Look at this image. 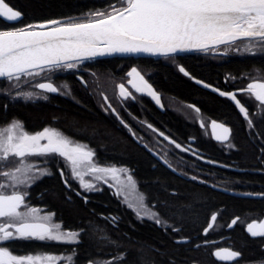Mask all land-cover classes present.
<instances>
[{"label": "trees", "instance_id": "trees-1", "mask_svg": "<svg viewBox=\"0 0 264 264\" xmlns=\"http://www.w3.org/2000/svg\"><path fill=\"white\" fill-rule=\"evenodd\" d=\"M6 2L22 13L15 22L0 18V30L8 31L59 17H77L78 21L86 22L101 18L90 14L110 13L114 8L123 7L121 0ZM147 65L151 66L152 82L161 102L182 99L208 112L232 116L231 121L224 122L231 128L228 142L213 143L209 136L197 140L196 147L207 161L186 162L175 152L174 142L182 143L192 129L178 116L175 103L167 104L164 112L152 105L149 111L152 125L167 133L174 142L169 144L152 132L148 138H138L144 143L141 146L125 133L110 113L102 111L97 102L80 92L76 94V102L54 96L50 103L10 104L1 96L6 79L0 78V121L17 115L29 128L57 125L75 133L96 149L94 156L98 163L128 169L147 203L157 212L158 226L154 222L134 220L130 211L120 208L117 210L119 219L113 222V227L97 216L116 211L106 192L96 194L84 205L64 198L57 176L42 179L36 188L42 191L43 199L56 210L64 224L85 228L77 245L78 257L102 254L111 258L112 264H223L215 261L209 250L193 249V237L201 235L213 213L218 223L236 215L245 222L264 216V198H241L217 190L264 193V105L255 106V112L248 115L252 121L250 125L248 119L236 118L234 109L221 104L218 96L183 78L173 66L153 61ZM182 65L193 76L213 83V79L221 78L224 73L232 75L244 69L253 74L260 68L264 70V58L248 56L243 62L222 65L205 62H198L196 66L194 62ZM150 151L164 157L178 174L159 163ZM243 209H247L244 217L240 213ZM234 230L242 237L237 226ZM102 236L107 239L102 240ZM183 238L189 241H176ZM120 256L123 259H117Z\"/></svg>", "mask_w": 264, "mask_h": 264}, {"label": "snow or ice", "instance_id": "snow-or-ice-1", "mask_svg": "<svg viewBox=\"0 0 264 264\" xmlns=\"http://www.w3.org/2000/svg\"><path fill=\"white\" fill-rule=\"evenodd\" d=\"M121 3V9L114 8L110 13L90 14L101 18L84 23L61 24L59 21L49 20L44 24L28 25L18 30H0V78L19 82L24 75L38 76L39 71H32L34 69H71L76 65L67 61L117 53L171 56L185 51H204L241 37L254 40L264 49V0H121ZM21 16L22 13L14 10L6 0H0V18L15 22ZM48 25L58 26L49 28ZM36 28L45 30H34ZM179 70L188 75L183 67ZM133 74L140 76L136 68L128 73L129 76ZM140 79L143 80V77ZM254 79L264 80V77ZM36 87L51 93L57 92V88L50 83H39ZM137 91L140 89L137 88ZM239 91L254 94L257 101L264 103V82L249 83ZM18 94L29 99L34 95L33 92L22 91ZM120 94H127L123 84L120 85ZM219 94L229 95L237 104L240 103L235 93ZM240 112L251 125L252 121L244 107H240ZM213 127H216L215 122ZM223 131L227 133L229 130L224 128ZM221 138L217 136V139ZM41 141L46 143L42 144ZM86 149V145L74 144L55 129L45 128L36 134H29L19 121H13L7 128L0 129V177L13 183H0V189L27 183L20 176H27L32 170L33 166L25 163L28 156L59 155L70 161L73 172L79 175L77 167L83 161L90 160L93 155ZM9 166L15 167L11 171H4ZM92 170L107 171L95 168ZM50 174L47 170L40 172L41 176ZM61 175L63 176V171ZM83 187L91 189L92 185L84 184ZM26 195L27 193L19 191L0 193V264H33L34 261L41 260L40 256L13 255L3 242L17 238L76 241L79 235L75 232L60 234V225H50L49 216L40 217L36 215L37 209L27 208ZM21 206L27 210L20 211ZM152 216L160 223L155 213ZM211 219L214 221L215 215ZM235 222L234 220L232 223ZM257 228L261 230H254ZM248 230L252 236H264V223L251 224ZM207 231L205 229L206 234ZM101 239L105 240L107 237L102 236ZM224 251L226 255L222 259L239 255ZM215 255L220 257L221 253L217 252ZM43 259L51 261L53 258L49 256ZM67 259L71 262V257ZM117 259H123V256Z\"/></svg>", "mask_w": 264, "mask_h": 264}, {"label": "flooded vegetation", "instance_id": "flooded-vegetation-1", "mask_svg": "<svg viewBox=\"0 0 264 264\" xmlns=\"http://www.w3.org/2000/svg\"><path fill=\"white\" fill-rule=\"evenodd\" d=\"M49 20H62L60 22L61 24L81 23L80 21H78L77 17H59L48 20L36 21L30 25H37L39 23H44ZM240 41H250L254 45V48L251 51H242L236 49L230 51L226 49V45H221L216 48L206 49L204 51L182 52L172 54L171 56L125 55L82 59L67 62L76 65V67L71 69L53 68L52 70L45 69L43 71H40L39 69H34L32 71H39L40 74L38 76L24 75L21 76L19 82L15 80L9 82L6 80L3 83V87L1 89V96L4 97L5 101L10 104L50 103L54 100V96H59L64 99H68L72 102H76L78 101L76 94L77 92H80L82 95L92 98L94 102H97L100 105L102 111L110 113L115 119V121L123 128L125 133L131 136L132 139L141 146L144 145V143L139 142L138 138H148L152 132H155L157 136H159L161 139H163L169 144H172L174 142L172 138L167 135V133H164L163 131L152 125L151 119L149 117V111L150 106L152 105L160 112H164L167 108V104L175 103L176 111L180 119L188 127L192 128L191 133L187 134L182 143L174 142L175 152L180 155L181 159L185 160L186 162L192 160V163H198L200 159L207 161V159L201 157L202 152L196 147L197 140H199V137L201 136H209L213 143L224 144L228 142L229 139L226 142L214 141L210 135L208 126L211 121H218L223 123L224 125H227L224 122L231 121L232 116L228 114H223L222 112H208L205 109L196 105L195 103L184 101L182 99H166L162 102L159 99V103L157 104L152 100V98L148 94L136 92L135 88L140 87L139 84L140 82H142L140 77L142 76L143 81L149 84L155 90L152 82V69L151 66L147 65V63L151 61L173 66L183 78L197 85L193 81V79L200 81L203 80L193 76L182 65V63H185L187 65L188 62H194L195 66L198 62L222 65L232 61L243 62V60L246 59L248 56L264 58V49H262L258 44H256L254 40L242 39L230 42L229 44ZM180 67H183L184 70L188 73V75H185L184 72H181L179 70ZM133 68L137 69V71L140 73V76H136L135 74H133V76L128 75V73L131 72ZM256 74H258V76L249 74L248 70L240 69L238 72L233 73L232 75L224 73L221 78L213 79V83H207L205 81L203 82L217 88L220 91L235 93L236 99L239 100L240 104L245 108L249 115L250 113L255 112V106L264 104L257 101L255 99L254 94H251L249 92H240L239 90L244 89L250 81L258 80L254 78L264 77V70H261L260 68V70H257ZM39 83H50L57 88V92L51 93L47 90H41L36 87V85ZM121 84H123L126 89L127 94L125 96H122L120 94ZM21 91L25 93L33 92L34 95L31 99H29L26 96L19 95L18 93ZM215 95L220 98L221 101L219 102L221 104L231 106L234 109V111L236 112V118L247 120L243 117V115L239 112L237 107L229 98L219 96L217 94ZM45 97L47 98L45 99ZM13 121H19L23 125L24 131L29 134H36L45 128L55 129L62 133L65 137L69 138L74 144L79 143L81 145H86V150H90L93 153L90 160L83 161L77 167V172H79V175H76L73 172L71 162L67 161L65 158L59 155L28 156L25 158V163L31 164L33 166L32 169L47 170L51 174L40 176V178L35 179L30 183L27 182L28 184L26 183L13 191L27 193V195L25 196V205H27V208L37 209L38 211L36 215L40 217L49 216L50 220L48 221V223L50 225H60V228L58 230L59 232H75L79 235L77 237V240L74 242L48 239L38 240L35 238H17L7 242H3L13 255H31L33 257L40 256L41 260L34 261L33 264H109V262H111L112 264L113 260L111 258L103 257L102 254H93L91 257L88 258H82L81 256L78 257L77 245L79 242H81L85 228L83 230V228H73L66 226L63 220H61L60 216H58L56 210L50 207V205L43 199L42 191L36 188L37 184L42 179L46 177H52L54 175L57 176V180L59 181L60 186L64 190V198L68 201L77 200L80 201L82 204L86 205L92 201V198L96 194L106 192V194L110 198L111 203L116 207V211H114L113 213H108L107 215L99 213L97 214V216L101 219H105L113 227L115 226L113 222H117V220L119 219L117 210H120V208L130 211L134 220L150 221L156 223L157 226L159 225L156 220L153 221L148 218L138 217L135 212L130 207H127L122 201L114 185L107 181V177H102L100 175V172L98 174L101 177L97 175L92 177L90 176L89 178H83L81 176V173H83L85 170H87L91 175H94L98 171H93V168L97 169L98 167L102 168L103 166L109 167V165H102L96 161L94 156V152H96V149H94V147L89 144L86 140L83 141V138H80L75 133H72L65 129H61L57 125H44L39 128H29L25 125L24 120L17 115H13L1 120L0 129L7 128ZM227 126L230 128L229 125ZM169 134L173 136L172 133ZM162 135L171 139V142L164 139ZM41 143H46V141H41ZM177 145H179V147H177ZM162 159L170 167H167L170 171L174 172L175 174H178L175 169L165 161L164 157H162ZM89 162H92L93 164H95V166L88 167ZM14 167L15 166H9V168H5L4 171L11 170ZM61 171H63V176L61 175ZM130 175L133 178L138 191L142 194L146 205L149 206L157 216V212L152 208L150 204L147 203L143 193L139 190L134 177L131 173ZM2 180L3 179L0 178V182ZM65 181H67V184L65 183ZM84 184H91L92 188H85L83 187ZM13 191H4L0 193L11 194ZM234 192L246 193V191L237 190H234ZM252 194L254 196L237 197L257 199L264 198V193ZM19 210L26 211L27 209L24 206H21V209ZM240 213L243 215L242 217H244L245 215H247V209H243ZM213 214L216 217V213ZM211 216L208 219L205 227L202 229L201 235H196L193 237V249H195L196 251H202L207 249L209 250L211 256L215 261L223 264H264V236H252L249 230L247 229V225L250 222L255 221L258 224L259 222L264 220V216L259 219H251L245 222L240 215H236L234 217L229 218V220L224 223L220 221L219 223L216 222V218L213 221L211 227L207 228ZM234 220L236 221L235 224L232 223ZM235 226H237L241 230V233L243 234L242 237L238 236V234L235 232ZM205 229H208L207 234L205 233ZM10 230L14 231V229ZM254 230L260 231L261 229L257 228ZM239 239L241 240L239 241ZM188 241L189 239L180 243H185ZM218 249H227L231 252L239 253V255L236 257L227 258L226 260H219L216 259L213 254L214 251ZM49 256L53 258L51 261H45L43 259V257ZM68 257H71V262L68 261Z\"/></svg>", "mask_w": 264, "mask_h": 264}, {"label": "rangeland", "instance_id": "rangeland-1", "mask_svg": "<svg viewBox=\"0 0 264 264\" xmlns=\"http://www.w3.org/2000/svg\"><path fill=\"white\" fill-rule=\"evenodd\" d=\"M226 45V46H225ZM228 45V46H227ZM227 50H242V51H251L254 48V45L248 41V42H236V43H226L224 44ZM216 48V47H215ZM224 49V48H222ZM252 75L258 76V74L253 73ZM90 166H95L92 162H89L88 167ZM98 167V166H97ZM97 169H104L107 171H98L96 174L91 175L87 170H85L83 173H81V176L84 178L86 177H92V176H99V177H107V181L112 183L114 187L118 191L119 197L122 199V201L125 203L127 207H130L135 214L138 217H143V218H148L151 220H156L153 218L152 213H155L149 206L146 205L144 198L142 194L138 191L136 184L133 180V178L130 175V172L124 168V167H119V166H113L109 165V167H98ZM13 170V169H11ZM7 170V171H11ZM43 169H32L31 172L27 174V176H20L19 173H17L18 176H20V179H25L28 183L34 181L35 179L40 178V172ZM114 170V171H113ZM71 172V171H70ZM100 172V175L98 174ZM102 172V173H101ZM73 176V175H72ZM31 177H36L35 179H31ZM129 177L131 179H129ZM3 180L0 183H13L11 181L6 180L3 177H0ZM27 183V184H28ZM22 185H15V187H7L4 189H0V192L4 191H13L15 189H18V187L23 186ZM60 234H67L69 232H59ZM62 241H67V242H74V241H68L65 239H62Z\"/></svg>", "mask_w": 264, "mask_h": 264}, {"label": "water", "instance_id": "water-1", "mask_svg": "<svg viewBox=\"0 0 264 264\" xmlns=\"http://www.w3.org/2000/svg\"><path fill=\"white\" fill-rule=\"evenodd\" d=\"M56 21H59V22H61L62 20H56ZM88 22V21H87ZM44 23H46V22H44ZM44 23H39V24H37V25H40V24H44ZM81 23H84V22H81ZM48 27L49 28H51V27H57V26H55V25H48ZM27 30H33V29H27ZM34 30H37V31H42V30H45V29H40V28H36V29H34ZM9 31H12V30H9ZM242 39H249V38H243V37H241V38H239V39H236L235 41H238V40H242ZM232 42H234V41H232ZM226 44V43H225ZM221 45H224V44H219V45H216V46H214V47H210V48H215V47H218V46H221ZM192 51H197V50H192ZM192 51H185V52H192ZM179 53H182V52H179ZM175 54H177V53H175ZM125 55H132V56H164V55H154V54H149V53H133V54H119V53H117V54H112V55H103V56H96V57H89V58H81V59H79V60H82V59H93V58H102V57H112V56H125ZM72 61H76V60H72ZM67 62H71V61H67ZM193 81L197 84V85H199L201 88H203V89H205V90H207V91H210V92H213V93H215V94H217V95H219V96H221L219 93L220 92H223V91H220V90H218L217 88H215V87H213V86H211V85H209V84H207V83H205V82H203V81H200V80H196V79H193ZM197 81H199V83L197 82ZM258 82H264V81H260V80H252V81H250L249 83H258ZM248 83V84H249ZM247 84V85H248ZM140 87H138L139 89H140V91H137V88H135V91L136 92H140V93H146V94H148L151 98H152V100L155 102V103H159V97H160V95L153 89V87H151L149 84H147L146 82H144L143 80H142V82H140ZM205 85H208V87H205ZM247 85H246V87H247ZM245 87V88H246ZM244 88V89H245ZM215 89V90H214ZM241 92V91H240ZM245 92H247V91H245ZM224 93H226V94H228V93H233V92H224ZM223 97H227V98H229L232 102H233V104L237 107V109L239 110V112H240V107H243L240 103L239 104H237L236 103V101H234V100H232L231 99V97L229 96V95H224ZM260 102V101H259ZM260 103H262V102H260ZM264 104V103H263ZM241 113V112H240ZM242 115H243V117L245 118V116H244V114L243 113H241ZM213 122H215L216 123V127L214 128L213 127ZM208 128H209V131H210V135H211V137H212V139L214 140V141H217V142H226L228 139H229V136H230V128L227 126V125H224L223 123H221V122H218V121H211L210 123H209V126H208ZM224 128H227L229 131L227 132V133H224V131H223V129ZM217 136H220V137H222L221 139H217ZM226 136V138H223V137H225ZM162 137L164 138V139H166L167 141H169V142H171V139H169V138H167V137H165V136H163L162 135ZM150 153H151V155H153V157L157 160V161H159L160 163H162L163 165H165L166 167H168V168H170L165 162H164V160L156 153V152H154V151H150ZM174 171V170H173ZM217 190H219V191H221V192H224V193H227V194H231V195H236V196H254L253 194H250V193H237V192H234V191H227V190H224V189H221V188H217ZM212 216H214V214L212 215ZM212 216H211V218H212ZM256 224V225H259V224H261V223H264V220L263 221H261V222H259L258 224L255 222V221H253V222H250L248 225H247V229H248V226L249 225H251V224ZM213 224V220L212 219H210V222H209V224H208V226H207V228H209V225H212ZM184 242V241H187V239H179V240H177V242ZM224 250H227V249H218V250H216V251H214V256H215V258L216 259H219V260H226L227 258H224V259H222L221 257H224L225 255H226V253H225V251ZM227 251H229V250H227ZM217 252H220L221 253V256L220 257H218L217 255H215V253H217Z\"/></svg>", "mask_w": 264, "mask_h": 264}]
</instances>
